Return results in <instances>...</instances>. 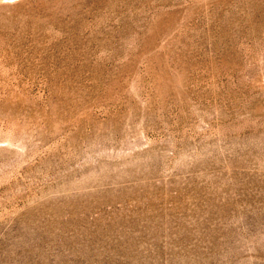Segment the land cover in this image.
<instances>
[{
  "label": "rangeland",
  "instance_id": "374dc122",
  "mask_svg": "<svg viewBox=\"0 0 264 264\" xmlns=\"http://www.w3.org/2000/svg\"><path fill=\"white\" fill-rule=\"evenodd\" d=\"M0 264H264V0H0Z\"/></svg>",
  "mask_w": 264,
  "mask_h": 264
}]
</instances>
